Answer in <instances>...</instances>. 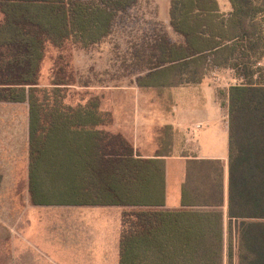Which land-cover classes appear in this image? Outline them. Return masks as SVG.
Masks as SVG:
<instances>
[{
    "label": "trees",
    "instance_id": "1",
    "mask_svg": "<svg viewBox=\"0 0 264 264\" xmlns=\"http://www.w3.org/2000/svg\"><path fill=\"white\" fill-rule=\"evenodd\" d=\"M145 1L0 0V103L28 104L31 204L128 208L119 264H264V0H227L226 12L220 0H167L169 26L156 13L127 15ZM124 18L148 28L130 32L119 62L131 71L116 81L134 79L166 113L173 88L233 72L237 82L218 90L228 107L227 199L223 164L195 160L181 208L166 209L162 157L172 155L179 129H158L156 157L141 158L114 128L107 86L81 85L75 99L68 66H54L40 86L49 46L88 51L120 32Z\"/></svg>",
    "mask_w": 264,
    "mask_h": 264
},
{
    "label": "rangeland",
    "instance_id": "2",
    "mask_svg": "<svg viewBox=\"0 0 264 264\" xmlns=\"http://www.w3.org/2000/svg\"><path fill=\"white\" fill-rule=\"evenodd\" d=\"M220 6L225 12L230 10L227 0H220ZM168 9L167 0H146L127 15L141 18L142 13H147L148 16L156 13L158 20L169 26ZM121 21L127 35L122 33L120 26V32H115L102 44L88 51H80L70 45L59 51L49 46L42 65L40 86H49L54 66L58 68L68 66V72L73 74L72 82L76 83L72 85L76 89L75 99L84 93L81 91V85L103 87L121 85L115 90L114 97L119 113L118 124L130 129L134 125L132 115L134 95L130 89L124 87L128 85L127 78H122L118 82L116 78L127 76L131 70L121 66L119 57L124 54L127 41L132 39L129 36L130 32L134 35L138 27L147 29L148 26L143 20L136 22L133 18H124ZM223 75L226 79L223 84H226L227 73L217 74ZM230 84L233 82L230 81ZM222 110L226 112L227 109L222 107ZM27 113V103H0V264H82L85 249L82 250L78 245V240L87 238L88 241L97 238L98 244L93 243L94 251L91 256L98 257V264H105L104 259L108 258L109 246L110 244L112 246V241H118L119 235L115 232L114 219L103 216L120 209L95 208L88 209L86 213L84 209L32 206L26 167ZM204 130H208V136L200 134L199 143L220 146L219 125L214 121ZM151 131L152 129L150 133ZM226 150L228 151V138L222 146V151ZM223 210L226 213V208ZM86 224L92 227L90 235L88 232L83 234L80 231ZM70 230L73 232L69 233ZM72 239L76 240L77 245L73 246ZM113 245L115 250V243Z\"/></svg>",
    "mask_w": 264,
    "mask_h": 264
},
{
    "label": "crops",
    "instance_id": "3",
    "mask_svg": "<svg viewBox=\"0 0 264 264\" xmlns=\"http://www.w3.org/2000/svg\"><path fill=\"white\" fill-rule=\"evenodd\" d=\"M166 21V20H165ZM227 73L228 82L226 80L219 83L217 74ZM216 74V76H212ZM213 81V82H212ZM230 81L233 84H230ZM236 78L233 72L229 69H221L217 71H209L201 83H185L172 89L173 106L169 113L164 112L156 103L154 97L145 90L139 88L135 80H129L128 85H124L126 89L133 92V111L134 118L133 128H126L118 124V111L115 104V90L121 85L108 87L112 98L113 115L115 118L114 128H123L131 138L135 151L141 158H155L158 146L155 142L157 130L165 125H172L175 129H179L182 133L179 142L175 143L171 156L162 157L166 160L167 167V201L166 209L177 210L181 208V189L182 185L187 183V167L190 161L195 160H219L225 169V197L227 199L228 185V151H222V146L228 138V107L221 104L218 96V90H228L234 85ZM218 88V89H217ZM181 90V92H179ZM155 104V105H153ZM222 107L227 110L224 112ZM215 121L219 125L220 146H206V143H199L200 134L208 136V128ZM150 129H152L150 133ZM156 132V133H154ZM161 158V157H159ZM27 167V165H26ZM33 206V205H32ZM37 207V206H33ZM59 207L64 209H84L88 213V209L95 208H116L119 211H113L110 215H104V218L110 216L114 219L115 232L118 233V241H112V246H109L108 258L104 259L105 264H119V243L121 236V227L123 215L128 208L118 206H96V207H78V206H48ZM95 224V223H94ZM81 233L92 232V227L86 224L80 230ZM73 231H69L71 233ZM72 237V236H71ZM97 238L86 240H78V245L85 249L82 264H98V257L93 258L91 255L94 251V244H98ZM74 245H77L76 240L72 239ZM115 243V250L114 244ZM112 249V252H111ZM96 252H98L96 250ZM117 254V257H116ZM102 258V257H101Z\"/></svg>",
    "mask_w": 264,
    "mask_h": 264
},
{
    "label": "built area",
    "instance_id": "4",
    "mask_svg": "<svg viewBox=\"0 0 264 264\" xmlns=\"http://www.w3.org/2000/svg\"><path fill=\"white\" fill-rule=\"evenodd\" d=\"M224 80V78L222 76H218L217 77V81H219V83L221 84V82Z\"/></svg>",
    "mask_w": 264,
    "mask_h": 264
}]
</instances>
